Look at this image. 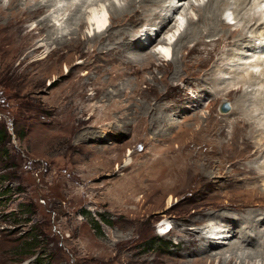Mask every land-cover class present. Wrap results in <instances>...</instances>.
Returning a JSON list of instances; mask_svg holds the SVG:
<instances>
[{
  "label": "rangeland",
  "instance_id": "1",
  "mask_svg": "<svg viewBox=\"0 0 264 264\" xmlns=\"http://www.w3.org/2000/svg\"><path fill=\"white\" fill-rule=\"evenodd\" d=\"M186 1L187 17L182 21L181 9L174 18L181 32L191 18L200 32L183 46L177 34L173 63L161 58L148 63L153 48L134 50L127 44L144 29L150 28L146 34L157 31L156 20L154 27L148 22L155 16L150 6L135 18L113 22L112 31L124 36L126 45L117 42L102 55L100 49H109L102 44L105 38L101 44L80 40L79 49L55 51L35 68L33 61L46 52L29 59L26 54H0V264H194L196 259L187 263L178 250L180 229L213 224L212 210L239 219L248 211L264 216V196L258 194L264 193V152L254 141L260 127L246 126L254 110L240 101L243 90L233 89L240 77L232 72L242 60L233 56L219 63L240 35L258 39L257 44L264 38V28L253 16L259 12L258 3L248 0L237 12L235 25H220L217 34L210 31L214 20L198 21L204 12L196 8L207 0ZM190 1L195 9H189ZM224 4L220 8L233 22L234 6ZM175 20L167 30L177 25ZM36 35L32 39H38ZM24 42L28 47L36 43L29 38ZM246 44L234 49L246 53ZM134 52L145 61L137 62ZM69 62L71 71L66 72ZM210 73L225 82L220 87L204 82ZM120 88L128 89L120 98L112 96ZM226 103L230 110L222 113ZM156 106L158 112L153 111ZM163 108L171 119L169 126L160 125ZM250 131L255 132L251 140ZM129 151L131 164L125 166ZM168 181L177 183L168 188L174 195L170 206L167 194L156 188ZM198 219L203 223L192 227ZM161 220L171 222L174 233H160ZM240 225L236 224L237 233ZM257 244L264 246V233Z\"/></svg>",
  "mask_w": 264,
  "mask_h": 264
},
{
  "label": "bare ground",
  "instance_id": "2",
  "mask_svg": "<svg viewBox=\"0 0 264 264\" xmlns=\"http://www.w3.org/2000/svg\"><path fill=\"white\" fill-rule=\"evenodd\" d=\"M64 1H66V5H64L63 7H59V5L62 6L61 3ZM106 1L109 2V0H105L104 3H106ZM110 1H111V4L108 7L106 5L101 4L103 3L101 2V0L100 1L99 0H92V1L91 0L90 1L88 0H10L9 3H4L3 0H0V54L5 55L8 52L9 53L13 52V55L15 56L26 54L25 58L29 59V58L34 57L38 53L46 52L48 55L45 54V56H42L41 58L33 61L31 66L35 68L38 66L37 65L38 63H41V61H44L45 59H47L49 55L54 53L55 51L59 52L64 49L75 51L79 49L81 45H83V43L80 40H83L84 42L88 41V43L93 42L94 44H101V41H103L105 38L102 44L103 46L107 45L106 47L109 49L108 50H106V48L100 49V52L102 55V53H108L109 50H113L115 47V43L117 42L122 43L121 45L125 44L123 43L125 37L123 36L122 38L119 36V34H117L118 32L115 33L112 31L113 22L115 20L117 21L123 17L126 18L127 16H131V15H133L134 16L133 18H135L137 14L141 12L140 11L141 8H146V6H150L149 12L150 11L152 12L150 14L155 15L152 18L148 17L149 18L148 22L151 23V26H153L154 24H157L158 26L156 28L157 31H155L154 33H151L152 31H150L149 33L146 34V32L150 30V28L144 29L141 32V34L139 35L137 33L136 35L134 34L135 35L134 39H136L135 41L134 40L132 41L131 40L132 37H129L130 41H127L128 42L127 44L128 45L132 44V47L134 48V50H146L148 47L153 48L151 49L153 51L151 52V57L149 58L148 63H150L152 59L153 61H156V60L160 61V58L161 60L164 59V62H167L168 64L173 63L174 62V50L176 47L174 48L173 47L174 44L172 43L176 40L175 37L177 36V34L179 38L178 41L180 40L181 43L184 40L187 41L189 39H192L193 37L199 36L198 33L200 31L199 32L197 31L200 30V28L198 27L199 28L198 29L194 25L195 23L192 18L190 20V23H188L189 27L185 29L183 32H181L182 31L181 27H179L180 21L177 19L175 20L174 18L175 15H177L180 12L181 9H183V14H180V16L183 17L184 15V17L182 18V21L187 17L188 9L187 7L185 8L184 6L185 4L183 3L186 0H122V2L125 3V5H122L120 3L116 4L115 0H110ZM198 1L200 3L201 0H198ZM241 1L242 2L240 4H239V0H207V2L204 1L205 2L204 4H201L196 8L197 12H199L200 10H203L204 12L202 13L204 15L199 16L198 21H200L201 19L205 17L208 19L214 20L213 27L212 29H210V31L214 29L216 33H217V29H219L218 26L220 25L221 26L225 25L230 28L231 26L235 25V20H237L240 17L239 15H237V12L244 10L243 7H245V4L248 0H241ZM256 1L254 2L258 3L259 12H257L253 16H254V20L256 21L257 26L263 29L264 28V22H263L264 16L262 15H264V0H256ZM31 2H33L35 5L32 6ZM221 3L223 5H225L224 3H226L227 8L229 6L230 7L234 6L233 12L236 13L237 17L233 19L234 21L232 24L226 21L225 16H229V15L226 12L227 10L226 11L224 10L223 12L222 10L223 8L222 9L220 8ZM153 4L161 5L160 10L158 9V7H156L157 8L156 11L153 10L151 8ZM192 4L193 3L190 1L188 5L189 9L194 8L195 5L193 6ZM254 5L255 4H252V7ZM207 8H210L211 10L207 11ZM84 10L86 12H84ZM205 12H209V14L206 15ZM154 19L156 20V22L155 23L153 22L154 24H152V21ZM249 19L252 20L253 18H249ZM174 20L177 21L176 22L177 25L175 24L174 26L171 27V29L167 30L168 26H171L170 24ZM28 22L30 23L32 22L33 26L32 25L30 26ZM182 23L184 25L186 21ZM85 29H88L90 33L86 34V32L84 31ZM25 31H26V34H25ZM127 33H128L127 34L128 36L130 32L127 31ZM34 34H37L39 36L38 39H34V38H33L34 40L32 39ZM143 34L144 35L146 34V35L143 36ZM82 36H84L83 39H82ZM161 36L163 38H161ZM241 36L242 35L239 36V38L241 39H238L236 41L234 48H237V47L241 48L242 47L241 45H243L244 42L248 43L246 44V47L244 46L245 47L244 49L246 48L248 49L246 53L244 52V53L238 54L236 50L233 48L229 54L219 59V63H221L222 61H225L226 58L228 60L229 57L240 56V60L242 61L240 64L238 63L239 67L238 68L235 67L236 69L232 72L235 74L236 77H240V78L238 79V83L236 84V86L233 87V89L234 90L242 89L243 91L240 90L242 93V97L239 96L241 99L240 101L244 102V105L248 106L247 107L248 109L254 110L255 115L252 113V117L248 116L250 120L249 121L247 120L246 126H249V128L253 130H257L260 127L259 130L256 131L257 133H259V135L257 139H254V136H253L254 131L252 132L250 131V134L248 135V139L249 140L254 139L257 146L262 147L261 148L262 152H264V87L263 88L256 87V85L260 83L264 84V38L260 40V44H257L256 42L259 41L258 39L248 40L247 39L248 37L244 39ZM27 37L30 39V41L32 40L34 41V43L35 42L36 43L30 47H28V45H24L25 43L24 40H28ZM109 42L111 43L113 42L114 44L112 43V46L110 47ZM18 44L20 46L16 47V45ZM183 45L184 44L182 43L181 46ZM12 46H15L13 48V51L11 49ZM54 46L56 47L54 50H52ZM244 49H242V51ZM49 51H51V53ZM84 51H88V50H84ZM248 51L250 52L253 51L254 53L251 54ZM127 52H128V48H127ZM134 53L138 54V52L137 53L134 52ZM160 55L163 57H161ZM242 55H244L243 56L244 58H241ZM147 56L148 55H146L145 57ZM132 57L137 62L145 61V60H142V58L140 59L141 57L140 54H138V56H132ZM94 58H96V56ZM176 61L178 62V60ZM70 62L66 63V67H65L66 72L71 71L69 70V68H71L69 66V64L71 65ZM219 63H217V66H219ZM127 64L129 65L130 63H127ZM241 67H242V70L239 71ZM132 70H133V67H132ZM214 70L215 69H213V71ZM209 78H210L209 80H205L204 82H209L210 84L214 85V87H220V85L225 82L224 81L225 78L222 79L221 77L215 74L210 73ZM231 80L232 81L236 80L235 82H237L236 78H232ZM245 86H247V88H252L251 91H249L248 89H245ZM259 87H262V86H259ZM123 89H128V88H122V89L120 88V90L113 91L111 92L113 93L112 96L116 94L117 97L119 98L122 97L124 92H126ZM215 91L216 92L214 93L218 92L220 95H222L221 94L222 92L220 91V89L215 90ZM84 96L85 95H83V97ZM210 99L212 98L210 97ZM234 104L238 105L236 102ZM239 104L240 105L238 106H241V103ZM159 109L160 108L156 106L153 111L158 112L157 110ZM232 109L233 107L231 108V110ZM165 111L166 109L163 108L162 112H165ZM150 112H151V109L149 107L147 113H150ZM166 112L163 113V115H159L160 116L159 120H161L160 122L161 124L159 123L160 125L162 124H165L166 126L170 125L169 122H171V119L169 118V114H167ZM248 113L250 114V111H248ZM244 114H242V116ZM236 119H239V118H236ZM132 155L133 154L131 151L127 153V157L125 159V166H129L131 164ZM203 183H206V181ZM175 185H177L176 182L168 181L165 183H161V185H158L156 187L157 189L159 188V190H161L163 194H167L166 196L168 197V203H167L168 206L172 205L173 200H174V195L169 193L168 188H171L172 186H175ZM256 193L252 192L250 194H252V196L253 195L256 196ZM258 194H261L264 196V193H258ZM218 212L219 210L211 211L212 214H211L210 219L213 220L214 222L213 224L203 226V228H190L188 226V227H185L184 229H180L181 234H178L177 237L179 238V240L176 244H177L178 250L183 251V254H182L183 258L186 260L188 259L187 263L190 262L189 258L192 257L196 259L197 261V262H194V264H213V262H217L219 264H258L260 263V260L262 261V264H263L264 246L259 245L257 243L260 240L261 234L264 233V216L261 217V215H258V213L256 212L248 211V213L245 215L244 218L239 219L236 217V214L234 215V214L225 213V212L222 213V210H221V213H218ZM192 219L194 218L192 217ZM210 219L209 220L205 219V220L210 221ZM167 221L168 220L165 221L166 222L165 225H169V226L172 225L171 222H167ZM198 222H199V219L195 220V222L193 221L191 223V226L192 227L197 226V225L200 226L203 223L201 222V224H198ZM241 223H243V225H240ZM236 224L240 225L241 227L240 233H237ZM165 225H162L160 228H164ZM218 226L224 227V228L219 229ZM174 230L175 229L173 226V230L170 231L169 234L174 233ZM248 251H251V252H248ZM180 263L185 264L182 262Z\"/></svg>",
  "mask_w": 264,
  "mask_h": 264
},
{
  "label": "water",
  "instance_id": "3",
  "mask_svg": "<svg viewBox=\"0 0 264 264\" xmlns=\"http://www.w3.org/2000/svg\"><path fill=\"white\" fill-rule=\"evenodd\" d=\"M230 110V106L226 103L221 106V112L227 113Z\"/></svg>",
  "mask_w": 264,
  "mask_h": 264
},
{
  "label": "trees",
  "instance_id": "4",
  "mask_svg": "<svg viewBox=\"0 0 264 264\" xmlns=\"http://www.w3.org/2000/svg\"><path fill=\"white\" fill-rule=\"evenodd\" d=\"M0 138H2L1 135H0ZM95 226H96V228H95L96 231L100 229V226H99L98 222L95 223ZM39 264H43V263L40 262Z\"/></svg>",
  "mask_w": 264,
  "mask_h": 264
}]
</instances>
